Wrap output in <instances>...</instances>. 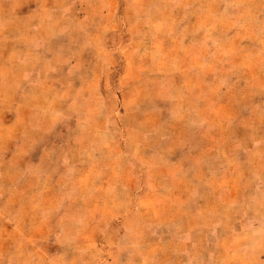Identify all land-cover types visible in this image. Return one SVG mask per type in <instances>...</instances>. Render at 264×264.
Segmentation results:
<instances>
[{
  "label": "rangeland",
  "instance_id": "1",
  "mask_svg": "<svg viewBox=\"0 0 264 264\" xmlns=\"http://www.w3.org/2000/svg\"><path fill=\"white\" fill-rule=\"evenodd\" d=\"M0 264H264V0H0Z\"/></svg>",
  "mask_w": 264,
  "mask_h": 264
},
{
  "label": "crops",
  "instance_id": "2",
  "mask_svg": "<svg viewBox=\"0 0 264 264\" xmlns=\"http://www.w3.org/2000/svg\"><path fill=\"white\" fill-rule=\"evenodd\" d=\"M42 182H44V181H42ZM37 183H39V182H37ZM49 222H50V220H48L47 216L44 217V220H40V223H43V225H47Z\"/></svg>",
  "mask_w": 264,
  "mask_h": 264
}]
</instances>
